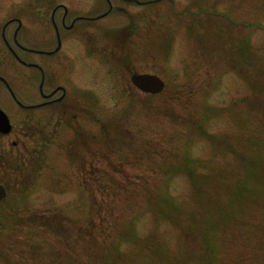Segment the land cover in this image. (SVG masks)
Here are the masks:
<instances>
[{"label": "rangeland", "instance_id": "rangeland-1", "mask_svg": "<svg viewBox=\"0 0 264 264\" xmlns=\"http://www.w3.org/2000/svg\"><path fill=\"white\" fill-rule=\"evenodd\" d=\"M122 1L0 0V105L30 124L0 264H264V0ZM19 59L71 102L22 110L42 77Z\"/></svg>", "mask_w": 264, "mask_h": 264}, {"label": "flooded vegetation", "instance_id": "flooded-vegetation-1", "mask_svg": "<svg viewBox=\"0 0 264 264\" xmlns=\"http://www.w3.org/2000/svg\"><path fill=\"white\" fill-rule=\"evenodd\" d=\"M47 11V10H46ZM41 13V16H47V12ZM53 12L56 13V10H53ZM105 11H102L98 13L97 15H88V14H77L76 16L68 17V12L62 14L60 16L59 22L62 27L63 34L67 39H72L75 34H79L82 36L81 38L85 40V43L87 45L88 41V34L91 32L89 25L92 24L91 20L98 19L99 17H102L105 15ZM57 24V23H55ZM84 36V38H83ZM63 40L60 38L58 39V44L56 47L52 49L43 48L41 51L43 53H46L48 56H45L46 59L54 58L58 51L60 50V46L62 44ZM42 74L43 80H42V86H41V95L43 97V100L40 104L42 105H54L58 100L61 99V96H58V87L59 85H56L53 87V84L55 82V77L50 78L49 81L46 80V70L45 67L42 64H36ZM54 75V74H51ZM47 83V84H46ZM12 121V129L11 131L4 133L0 131V182L5 185L7 188L6 182H10L13 184L15 182V179L13 175L5 173L7 169L13 171L15 168L16 171H19V168H23L26 161H24L25 152L28 148L26 140L23 141V138L27 136V129H28V123L29 118L27 116H23L21 118V124L20 127L16 126L14 124L13 119ZM15 134L16 138H10L11 135ZM19 136L22 138L21 141L19 140ZM17 139V140H16ZM11 143V144H10ZM14 161L21 162L19 165V168L16 167L14 164ZM8 189V188H7ZM6 197L0 202L2 203Z\"/></svg>", "mask_w": 264, "mask_h": 264}, {"label": "water", "instance_id": "water-1", "mask_svg": "<svg viewBox=\"0 0 264 264\" xmlns=\"http://www.w3.org/2000/svg\"><path fill=\"white\" fill-rule=\"evenodd\" d=\"M133 82L141 89L149 92H159L164 86V80L155 74L150 73H135L132 76ZM4 114V112H3ZM5 121L8 122V117L4 114ZM1 123L4 125V120L1 118ZM5 194L4 188L0 185V198Z\"/></svg>", "mask_w": 264, "mask_h": 264}]
</instances>
